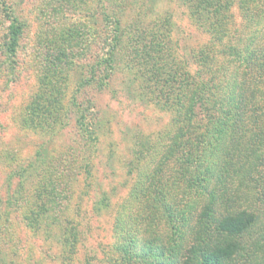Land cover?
Wrapping results in <instances>:
<instances>
[{
	"label": "rangeland",
	"instance_id": "obj_1",
	"mask_svg": "<svg viewBox=\"0 0 264 264\" xmlns=\"http://www.w3.org/2000/svg\"><path fill=\"white\" fill-rule=\"evenodd\" d=\"M236 1L230 9L231 43L263 40L264 0ZM15 19L23 30L10 56L5 41ZM116 19L125 35L162 22L176 55L191 70L197 69L193 51L209 40L185 0H0V264H110L125 236L117 221L140 217L132 189L144 165L137 164L135 153L152 146L159 134L174 132L176 124L172 112L141 91L120 58L99 81L103 66L97 56ZM53 42L70 52L64 111L61 126L41 132L26 127L23 118L43 91ZM91 103L99 116L93 123L96 139L87 141L76 125V110ZM42 177L54 192L52 210L44 215L33 212ZM263 199L256 201L260 210ZM136 239L144 240L140 234ZM259 256L264 264V248Z\"/></svg>",
	"mask_w": 264,
	"mask_h": 264
},
{
	"label": "trees",
	"instance_id": "obj_2",
	"mask_svg": "<svg viewBox=\"0 0 264 264\" xmlns=\"http://www.w3.org/2000/svg\"><path fill=\"white\" fill-rule=\"evenodd\" d=\"M185 1L209 35L208 43L192 53L195 70L176 55L170 32L159 21L129 35L121 32L119 20L110 21L108 38L101 42L99 81L120 58L141 91L172 112L176 124L174 132L159 134L152 146L135 153L137 164L144 165L132 189L140 217L117 221L125 236L109 261L261 264L264 209L256 201L264 198V39L231 43L230 9L236 0ZM16 21L5 41L10 56L23 30ZM62 44L47 47L43 91L26 109V127L53 132L61 126L64 70L70 57ZM76 112L85 140H95L96 105H79ZM51 185L45 177L36 185L35 214L52 210ZM258 188L257 199H250ZM139 234L144 240L136 239Z\"/></svg>",
	"mask_w": 264,
	"mask_h": 264
}]
</instances>
